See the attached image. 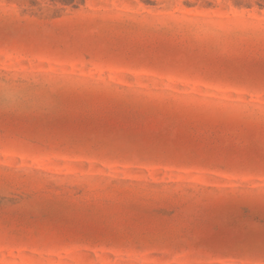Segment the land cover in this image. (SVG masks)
Here are the masks:
<instances>
[{
    "label": "rangeland",
    "instance_id": "rangeland-1",
    "mask_svg": "<svg viewBox=\"0 0 264 264\" xmlns=\"http://www.w3.org/2000/svg\"><path fill=\"white\" fill-rule=\"evenodd\" d=\"M242 1L0 0V264H264Z\"/></svg>",
    "mask_w": 264,
    "mask_h": 264
},
{
    "label": "trees",
    "instance_id": "trees-1",
    "mask_svg": "<svg viewBox=\"0 0 264 264\" xmlns=\"http://www.w3.org/2000/svg\"><path fill=\"white\" fill-rule=\"evenodd\" d=\"M74 0H72L73 2ZM235 1V4L238 5V6H244L246 5L245 2H243L242 0H234ZM259 5L260 6H264V0H259Z\"/></svg>",
    "mask_w": 264,
    "mask_h": 264
}]
</instances>
